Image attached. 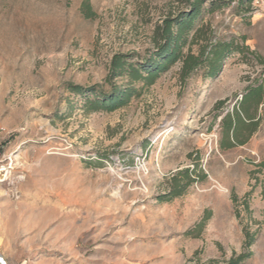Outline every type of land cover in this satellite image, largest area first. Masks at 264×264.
<instances>
[{
  "label": "rangeland",
  "instance_id": "374dc122",
  "mask_svg": "<svg viewBox=\"0 0 264 264\" xmlns=\"http://www.w3.org/2000/svg\"><path fill=\"white\" fill-rule=\"evenodd\" d=\"M252 5L247 18L226 9L205 23L219 39L246 37L264 59V0ZM181 9L180 0H0V160L15 161L0 183V255L10 264H230L248 253L247 235L243 264H264V104L258 132L230 151L218 147L214 118L219 101L232 109L264 83L255 56L230 57L212 78L201 69L183 80L177 63L110 113L86 112L69 88H125L108 81L114 57H149L156 27ZM186 169L195 182L161 201Z\"/></svg>",
  "mask_w": 264,
  "mask_h": 264
},
{
  "label": "trees",
  "instance_id": "16d2710c",
  "mask_svg": "<svg viewBox=\"0 0 264 264\" xmlns=\"http://www.w3.org/2000/svg\"><path fill=\"white\" fill-rule=\"evenodd\" d=\"M255 0H180L183 9L163 19L154 32L156 50L146 59L140 55H117L110 68L112 79L121 78L127 82L125 88L113 86L110 93L99 86L84 88L71 85L70 91L81 96L86 112H114L126 107L131 99L140 96L141 88H150L175 64L181 65L183 80L204 69L208 78L214 77L230 57L240 54L244 59L253 55L264 65V59L251 51L246 37L219 39L210 26L205 23L206 16L232 9L236 15L247 18L252 15ZM88 14V13H87ZM89 17V15H87ZM138 58V61H137ZM228 100L219 101L214 108L215 120L219 119L218 147L222 152L245 146L259 130L260 108L264 104V83L249 85L232 109L226 107ZM264 170V162L258 165ZM194 171L186 169L171 179L168 195L160 200L168 202L182 196L195 179ZM203 178H206L205 176ZM167 196V197H166ZM210 219V213L197 224L200 231ZM191 230L189 234L193 233ZM254 240L247 235L248 253L233 259L230 264H243L252 253Z\"/></svg>",
  "mask_w": 264,
  "mask_h": 264
},
{
  "label": "built area",
  "instance_id": "2783aa9c",
  "mask_svg": "<svg viewBox=\"0 0 264 264\" xmlns=\"http://www.w3.org/2000/svg\"><path fill=\"white\" fill-rule=\"evenodd\" d=\"M2 136V129L0 128V138ZM15 165V161L13 163ZM12 167V159L6 158L4 161L0 160V169H6L8 171V174L12 175L13 171L15 170V166ZM10 178V176L7 178V180ZM0 264H8V262L4 259L3 256L0 255Z\"/></svg>",
  "mask_w": 264,
  "mask_h": 264
},
{
  "label": "water",
  "instance_id": "95a60500",
  "mask_svg": "<svg viewBox=\"0 0 264 264\" xmlns=\"http://www.w3.org/2000/svg\"><path fill=\"white\" fill-rule=\"evenodd\" d=\"M8 171L6 169H0V183L7 181Z\"/></svg>",
  "mask_w": 264,
  "mask_h": 264
},
{
  "label": "bare ground",
  "instance_id": "6f19581e",
  "mask_svg": "<svg viewBox=\"0 0 264 264\" xmlns=\"http://www.w3.org/2000/svg\"><path fill=\"white\" fill-rule=\"evenodd\" d=\"M13 163H14V162L12 161V167H13ZM9 176H11L10 173L7 175V178H8ZM17 216H18V215H17ZM13 217H14V216H13ZM18 217H19V216H18ZM14 219H15V218H14ZM16 219H17V218H16ZM32 220H33V219H32ZM24 221H25V220H24ZM24 221H21V222H20V225L23 226V224H24L25 226H27L25 223H26V222L29 223V222H28V221H25V222H24ZM2 225H3V224H2ZM29 225H30V223H29ZM32 225H33V224H32ZM32 225H31V226H32ZM40 226H41V224H40ZM39 229H41V228H39ZM21 233H22V232H21ZM14 238H15V237H14Z\"/></svg>",
  "mask_w": 264,
  "mask_h": 264
},
{
  "label": "crops",
  "instance_id": "0c3cea01",
  "mask_svg": "<svg viewBox=\"0 0 264 264\" xmlns=\"http://www.w3.org/2000/svg\"><path fill=\"white\" fill-rule=\"evenodd\" d=\"M262 108V106H261ZM261 108H260V111H261ZM261 115V114H260ZM2 256V255H1ZM4 257V256H3ZM4 259L8 262V264H10V262L8 261V259L6 257H4Z\"/></svg>",
  "mask_w": 264,
  "mask_h": 264
}]
</instances>
